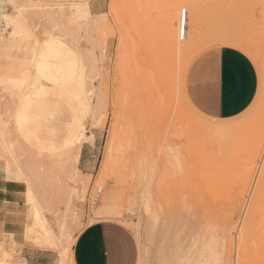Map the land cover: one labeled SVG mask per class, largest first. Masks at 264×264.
Masks as SVG:
<instances>
[{
    "label": "rangeland",
    "instance_id": "374dc122",
    "mask_svg": "<svg viewBox=\"0 0 264 264\" xmlns=\"http://www.w3.org/2000/svg\"><path fill=\"white\" fill-rule=\"evenodd\" d=\"M71 2L3 0V19L39 25L44 17L64 14L51 5ZM191 2L100 0L97 8L104 11H90L91 22L84 21L76 30L77 66L54 49L46 53L48 62L40 75L46 72L64 86L57 89L58 106L33 110L32 123L24 134L16 128L20 92L0 82V178L5 182L3 165L27 178V182H14L24 192V242L54 250L65 262L84 227L116 221L134 233L141 250L145 249L144 256H170L181 244L188 254L186 260L264 264V155L260 150L264 115L258 108L239 125L232 124V119L205 123L188 104L185 83L191 62L206 51L205 42L215 40L214 34L225 29L238 33L229 38L249 47L258 64L263 62L264 34L246 12L201 9L198 23L191 17L186 39L180 41L179 12L181 5ZM250 2L260 4L262 0ZM141 4L145 7H133ZM144 17L151 31L146 41L136 35L137 20ZM167 21L172 41L164 46L159 35ZM8 24L0 30V68L7 66L9 71L0 73V78L7 75L19 80L23 73L31 72L24 96L36 100L48 89V81L37 78L33 49L23 29L10 35L13 23ZM197 32L202 37L194 39ZM181 65L186 72L178 92L176 75ZM122 102L128 109L134 106L137 114L134 109L133 115L125 110ZM116 112L117 118L122 114V118L143 121L139 122L143 129L139 126L133 134L137 147H129L133 145L129 141L126 147L130 150L125 148L121 160L125 168L115 162L116 153L109 148ZM80 132L81 140L72 144ZM105 160L107 176L99 182ZM34 200L43 210L44 229L31 228ZM104 206L116 209L120 216L98 215ZM48 228L54 233L53 244H38L29 237L32 233L45 237ZM11 229L0 240V260L20 264ZM162 243L169 244L167 254L160 251ZM60 248H67L66 255H61Z\"/></svg>",
    "mask_w": 264,
    "mask_h": 264
},
{
    "label": "snow or ice",
    "instance_id": "6c2138e0",
    "mask_svg": "<svg viewBox=\"0 0 264 264\" xmlns=\"http://www.w3.org/2000/svg\"><path fill=\"white\" fill-rule=\"evenodd\" d=\"M13 7L17 6L13 5ZM51 7L63 9L64 14L44 17L39 25H30L27 22L21 25L20 22H17L9 28L12 35L16 34L18 28L23 29L24 35L33 49L32 63L37 67V78L41 81H48V89L42 91L36 100H32L24 96V87L29 83L31 72L25 73L22 80H10L7 75L0 78V82L6 87L13 85L20 92L21 105L16 115V128L21 134H24L30 123H32L34 109H42L49 105L52 107L58 106L57 89L62 88L63 83L58 79L48 77L46 72H44V75H40L48 62L46 53L54 49L61 57L70 60L73 66H77L79 58L76 54V40L78 39L76 30L84 21L91 22L92 20L90 15L91 5L86 0L57 3L51 5ZM133 7L143 8L145 5H133ZM148 7H152V5H148ZM190 9L193 23H195L201 9H218L235 13L246 12L255 20L262 34H264V0L260 4L251 3L250 0H228V2H224V0H213V2L192 0L191 3L181 5V16L177 20V38L180 41H184L187 36ZM181 22L183 27H180ZM214 39L215 43L206 49L199 64H191L187 72L188 78L193 80L203 78L207 83V87L203 92L197 90L189 97L196 114L203 122L214 124L220 120L222 115L220 109L231 106L238 114L237 117H233L231 120V123L235 125H239L249 118L258 108L264 115V62L258 64L250 48L230 39L227 32L217 34ZM227 48H232L235 53H239L236 56L239 64L235 68L224 58V50ZM254 68L256 72L252 75L249 85L247 75ZM8 71L7 66L0 68V72L5 74ZM184 78L185 71L183 65H181L177 68L176 75L178 92ZM36 87L39 88V85H36ZM53 115H55V112H53ZM260 150L264 154V135L260 139ZM5 179L27 182V178L23 173L14 175L11 171ZM28 196L31 202L32 189L30 183ZM0 264H4V262L0 261ZM175 264H210V262L201 259L198 262L184 260L175 262Z\"/></svg>",
    "mask_w": 264,
    "mask_h": 264
},
{
    "label": "crops",
    "instance_id": "0c3cea01",
    "mask_svg": "<svg viewBox=\"0 0 264 264\" xmlns=\"http://www.w3.org/2000/svg\"><path fill=\"white\" fill-rule=\"evenodd\" d=\"M90 5V11L95 14H101L104 11L102 8H97L100 7V0H91ZM191 17L192 11L190 9L189 21ZM198 19L197 16L195 21L196 24L198 23ZM223 32L229 33V37L239 35L228 29L218 32L217 34ZM217 34H214L212 37H215ZM197 37H202V34L197 32L194 39ZM212 39L205 43L208 46L214 44L215 40ZM233 41L240 43V41ZM204 53L205 52L196 56L191 64H199ZM224 53V58L235 68L239 64V61L236 60V56H238L239 53H235V50L232 48L225 49ZM233 53H235V55H233ZM255 72L256 69L254 68L252 72L247 75L249 85L251 77ZM185 83L188 99L197 90L203 92L207 87L205 79L193 80L187 77V73ZM189 101L187 102L193 109L190 104L191 101ZM220 111L222 115L219 121L229 120L238 116L231 106L222 108ZM23 193V189L14 182L6 180L2 183L0 178V240L4 236H8L10 228H13L11 230L15 231V235L12 237V240L19 246L17 254L20 264H139L140 262V264H175V261L178 262V260H176L177 256H155L153 258L147 256L145 259L140 243L134 233L116 221H97L84 227L75 237L74 243L70 252L65 257L66 261L64 262L63 256H59L56 251L34 247L22 240L21 232L24 223L23 206L25 203ZM164 257L165 259L163 260ZM167 257L168 259H166ZM173 257H175V259ZM145 260H147V263Z\"/></svg>",
    "mask_w": 264,
    "mask_h": 264
},
{
    "label": "bare ground",
    "instance_id": "6f19581e",
    "mask_svg": "<svg viewBox=\"0 0 264 264\" xmlns=\"http://www.w3.org/2000/svg\"><path fill=\"white\" fill-rule=\"evenodd\" d=\"M2 1L3 0H0V30H2V27H3V25H4V27L6 28L7 27V25H10V24H8V23H17V22H19V20L20 19H16V18H13V19H3L4 17H6V16H4L3 14H2V5H3V3H2ZM20 16V15H19ZM180 16H181V10H180V12H179V18H180ZM19 18V17H18ZM137 22L138 23H136V35L137 36H139V38H141V39H143L144 41H146V40H149V36L151 35V31H150V27H149V22H148V20L144 17L143 19H141V20H137ZM3 23H5L6 24V26H5V24H3ZM21 24V23H20ZM168 27H169V24H168V21L166 22V25L162 28V30H161V33H160V35H159V38H160V43H161V45H164V46H166L167 44H169L171 41H172V37L170 36V33H169V31H168ZM180 27H183V24H182V22H181V24H180ZM20 28H18L17 29V31L16 32H18V30H19ZM2 32H4V31H2ZM10 35H11V32H10ZM0 38H2V37H0ZM194 50V49H193ZM188 51H190V50H188ZM263 62H264V56H263ZM153 71V70H152ZM152 71H151V73H152ZM24 74L25 73H23L21 76H20V79L19 80H22L23 78H24ZM152 75L153 74H151V77H152ZM36 82H39V80L37 79L36 80ZM122 97V96H121ZM123 97H124V95H123ZM122 97V98H123ZM120 98V97H119ZM129 98V97H128ZM126 99H127V97H126ZM123 100H125V99H123ZM122 100V101H123ZM119 101V100H118ZM129 100L127 99V102H128ZM117 102V101H116ZM125 103H126V100L124 101ZM130 102H132L131 101V99H130ZM118 103V102H117ZM119 104V103H118ZM117 104V105H118ZM122 104H123V102H122ZM120 104L121 106H124L125 104ZM127 104V103H126ZM117 105H116V109H117ZM128 106V105H127ZM120 107V106H119ZM129 107H130V105H129ZM132 107V109H130L131 111L134 109V106H131ZM123 108V107H122ZM124 108H125V110H127L128 108H126V106H124ZM115 109V110H116ZM119 109V108H118ZM117 109V110H118ZM129 109L127 110V111H129ZM121 110V109H120ZM133 111H135V109L133 110ZM133 111H132V115H133ZM121 113H122V111H120ZM130 112V111H129ZM136 112V111H135ZM114 113V112H113ZM117 113V112H116ZM118 114L119 113H117V115H115L114 114V117L115 118H117L118 117ZM136 114H137V112H136ZM120 118H117L116 120H115V122L113 123V126H112V139H110V140H112L111 142V146H109V148H111V150L113 149L114 151H115V153H116V163L118 162V164H119V162H121V164H122V166L124 167V163H123V161H121V160H124V159H122L123 158V156H124V154H125V152H126V150H125V148L127 149V151L128 150H130V148H127L126 146H127V144L129 143V141L130 142H132L133 140H134V136H133V134L136 132V130L138 129V127L140 126V124H139V122H141L140 120H139V122L138 121H135V119H137L136 117H135V119H132L130 116V118H128V117H126V118H122V114H120ZM138 117V116H137ZM114 118V119H115ZM138 119H139V117H138ZM137 119V120H138ZM106 120V119H105ZM143 122V121H142ZM105 124V123H104ZM142 124V123H141ZM144 124V123H143ZM146 124H144V126H145ZM142 129H143V125L142 126H140ZM139 127V128H140ZM142 129H140V130H142ZM146 129V128H145ZM147 130V129H146ZM142 131H140V136L142 137V135H144V133L142 134L141 133ZM82 132H80V134L79 135H77L75 138H74V140H73V142H72V144H76L77 142H79L80 140H81V138H82ZM138 135V136H139ZM146 135V134H145ZM146 137V136H145ZM133 138V139H132ZM139 139V138H138ZM141 139V138H140ZM136 140H137V138H136ZM136 140L135 141H133L135 144H136ZM138 141H140V140H138ZM132 142V143H133ZM141 142V141H140ZM131 143V144H132ZM133 143V145H128L129 147H131V146H133V148H134V144ZM130 144V143H129ZM137 144H139V142H137ZM136 146V145H135ZM139 146V145H138ZM137 147V146H136ZM135 147V148H136ZM132 148V147H131ZM134 148V149H135ZM110 150V149H109ZM109 152H112V151H109ZM111 154V153H110ZM131 154H134V150H133V152L132 153H130V155ZM264 155V154H263ZM127 156H129V154L127 155ZM110 157V156H109ZM113 157V156H112ZM133 156H131V158H132ZM111 158V157H110ZM129 158V157H128ZM131 158H129V160L131 159ZM112 160V159H111ZM114 160V159H113ZM128 161V160H127ZM132 161V160H131ZM105 163H104V165H103V169H101V173H100V176H99V178H100V180H99V182H102L103 181V178H105L106 176H107V164H106V162H107V160H105L104 161ZM6 164H9V163H6ZM127 164H128V162H127ZM120 165V164H119ZM122 166H120L122 169H124ZM118 168V169H117ZM2 169L4 170V172L6 173V176L9 174V171H11L14 175H16L15 174V171L9 166V165H6V166H4L3 165V167H2ZM116 169L119 171L120 170V168H119V166H116ZM126 170V169H125ZM124 170V171H125ZM108 172L110 173V170H109V168H108ZM108 173V174H109ZM120 173V172H119ZM119 175H121V174H119ZM119 175L117 174L116 176H118L119 177ZM4 181H6V179H4ZM12 182H15V180H13ZM256 207V206H255ZM33 209H34V214H33V225L31 226V228H37V227H41V228H45L46 227V223H45V219H44V217H43V214H42V209H41V206H40V204L36 201V200H34V204H33ZM252 209H253V207H252ZM253 211L255 212V210L253 209ZM252 211V212H253ZM117 213H119V212H117V210L116 209H112V208H109V207H106V206H104L103 208H101L100 210H99V212L97 213L98 215H101L102 217H107V218H116V216L117 215H119L120 216V214H117ZM118 216V217H119ZM65 217H66V215H65ZM117 217V218H118ZM63 225H62V227H61V231H60V237L61 238H63L62 237V234H63ZM65 229V228H64ZM46 230V229H45ZM246 231V230H245ZM65 233V232H64ZM29 237H31V238H33L34 240H35V242H37L38 244L40 243V242H42V241H44V242H46V243H50V244H53L54 242H53V238H54V233L52 232V230H50L49 228H48V231H46L45 232V237L43 236H37L35 233H32V234H30L29 235ZM58 238V239H61V238ZM247 237V236H246ZM175 239H176V237H175ZM177 240V239H176ZM176 242V241H175ZM178 242H179V239H178ZM173 244H174V242H172ZM170 246H171V244H170ZM173 246H175V245H173ZM177 246V245H176ZM142 248V247H141ZM161 250L160 251H162V250H166L165 251V253L167 252V250L169 249L170 250V248H169V244H167V243H162V246H161ZM167 248V249H166ZM172 249H173V247H172ZM183 248H182V246H181V244L180 245H178V247H176V248H174V253L172 254L173 256H177L176 257V260H178V261H184V260H186V258L187 257H184L185 255L186 256H188V254H186L185 253V251L184 250H182ZM168 250V251H169ZM60 251H61V255L62 254H65L66 255V252H67V248H60ZM143 252H144V254H143V256L145 255V249H143L142 250ZM172 251V250H171ZM170 251V252H171ZM172 251V252H173ZM167 254V253H166ZM161 255V254H160ZM165 255V254H164ZM172 255H170V256H172ZM4 256V255H3ZM148 256V255H147ZM147 256H145V259H146V257ZM161 256H163V253H162V255ZM5 257V256H4ZM175 257H173L174 259H175ZM142 258V257H141ZM149 259V258H148ZM147 259V260H148ZM165 259V257L163 258V260ZM166 259H168V257L166 258ZM171 259H172V257H171ZM171 259H170V261H171ZM2 260L4 261V259L2 258ZM147 260H145L146 261V263H147ZM159 260V259H158ZM161 260H162V258H161ZM1 261V260H0ZM141 261H142V259H141ZM169 261V262H170ZM143 262V261H142ZM151 262V261H150ZM157 262V261H156ZM155 262V263H156ZM162 262V261H161ZM166 262H167V260H166ZM176 262V261H175ZM141 263V262H140ZM139 263V264H140ZM168 263V262H167ZM152 264V263H151ZM154 264V263H153ZM157 264V263H156ZM174 264V263H173Z\"/></svg>",
    "mask_w": 264,
    "mask_h": 264
}]
</instances>
